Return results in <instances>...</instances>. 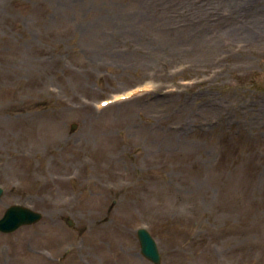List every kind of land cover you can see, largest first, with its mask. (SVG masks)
<instances>
[{
    "label": "rangeland",
    "instance_id": "rangeland-1",
    "mask_svg": "<svg viewBox=\"0 0 264 264\" xmlns=\"http://www.w3.org/2000/svg\"><path fill=\"white\" fill-rule=\"evenodd\" d=\"M0 187V264H264V0H0Z\"/></svg>",
    "mask_w": 264,
    "mask_h": 264
},
{
    "label": "water",
    "instance_id": "water-1",
    "mask_svg": "<svg viewBox=\"0 0 264 264\" xmlns=\"http://www.w3.org/2000/svg\"><path fill=\"white\" fill-rule=\"evenodd\" d=\"M2 188L0 187V195ZM42 214L21 204H12L8 206L0 217V231L10 232L23 224H31L40 220ZM69 223L72 222L69 220ZM137 236L140 242V248L144 256L152 262L158 264L160 254L155 239L143 227L137 229Z\"/></svg>",
    "mask_w": 264,
    "mask_h": 264
},
{
    "label": "bare ground",
    "instance_id": "bare-ground-1",
    "mask_svg": "<svg viewBox=\"0 0 264 264\" xmlns=\"http://www.w3.org/2000/svg\"><path fill=\"white\" fill-rule=\"evenodd\" d=\"M106 252H108L109 253V251H107V250H105ZM112 254L114 255V253L112 252ZM115 256V255H114ZM121 256H123V255H121Z\"/></svg>",
    "mask_w": 264,
    "mask_h": 264
}]
</instances>
